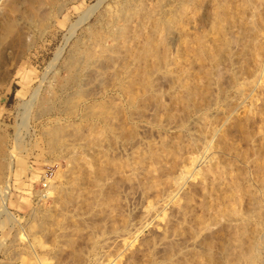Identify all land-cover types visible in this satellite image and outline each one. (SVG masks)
<instances>
[{"label":"rangeland","instance_id":"374dc122","mask_svg":"<svg viewBox=\"0 0 264 264\" xmlns=\"http://www.w3.org/2000/svg\"><path fill=\"white\" fill-rule=\"evenodd\" d=\"M0 264H264V0H0Z\"/></svg>","mask_w":264,"mask_h":264},{"label":"bare ground","instance_id":"6f19581e","mask_svg":"<svg viewBox=\"0 0 264 264\" xmlns=\"http://www.w3.org/2000/svg\"><path fill=\"white\" fill-rule=\"evenodd\" d=\"M44 196V195H43ZM253 262V261H252Z\"/></svg>","mask_w":264,"mask_h":264}]
</instances>
